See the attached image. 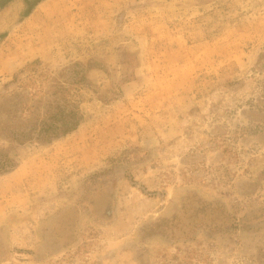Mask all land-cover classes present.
Instances as JSON below:
<instances>
[{
	"label": "rangeland",
	"instance_id": "rangeland-1",
	"mask_svg": "<svg viewBox=\"0 0 264 264\" xmlns=\"http://www.w3.org/2000/svg\"><path fill=\"white\" fill-rule=\"evenodd\" d=\"M24 3L0 6V264H264V0Z\"/></svg>",
	"mask_w": 264,
	"mask_h": 264
},
{
	"label": "flooded vegetation",
	"instance_id": "flooded-vegetation-1",
	"mask_svg": "<svg viewBox=\"0 0 264 264\" xmlns=\"http://www.w3.org/2000/svg\"><path fill=\"white\" fill-rule=\"evenodd\" d=\"M8 0H0V6L6 3ZM12 1V0H11ZM34 0H25V8L30 5V3ZM2 2V3H1ZM10 3V2H9ZM52 117H49L46 121H43L41 124H35L34 126L31 125L27 131H19L18 133L14 132L13 137L15 139L20 140H39L42 142L48 143V141H53L55 139H58L62 137L64 134H66V129L68 128L67 119L64 117V121L62 125L56 127V121H54ZM59 122V120L57 121ZM66 126V127H65ZM23 128V127H22ZM27 129V128H26ZM9 163L6 161L4 155L0 157V172L1 173H8L6 172L7 168L6 166Z\"/></svg>",
	"mask_w": 264,
	"mask_h": 264
},
{
	"label": "water",
	"instance_id": "water-1",
	"mask_svg": "<svg viewBox=\"0 0 264 264\" xmlns=\"http://www.w3.org/2000/svg\"><path fill=\"white\" fill-rule=\"evenodd\" d=\"M36 1V0H35ZM39 2H34L33 4H31L30 8L26 11V13L24 14V18L28 17L30 15V13L32 12V10L34 9V7L38 4Z\"/></svg>",
	"mask_w": 264,
	"mask_h": 264
},
{
	"label": "trees",
	"instance_id": "trees-1",
	"mask_svg": "<svg viewBox=\"0 0 264 264\" xmlns=\"http://www.w3.org/2000/svg\"><path fill=\"white\" fill-rule=\"evenodd\" d=\"M77 124H75L73 127H75ZM71 129H73V128H71Z\"/></svg>",
	"mask_w": 264,
	"mask_h": 264
}]
</instances>
